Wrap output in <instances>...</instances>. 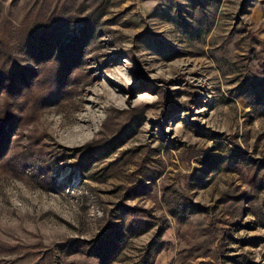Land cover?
I'll return each instance as SVG.
<instances>
[{"label": "rangeland", "instance_id": "1", "mask_svg": "<svg viewBox=\"0 0 264 264\" xmlns=\"http://www.w3.org/2000/svg\"><path fill=\"white\" fill-rule=\"evenodd\" d=\"M8 100L0 264H264V0H0Z\"/></svg>", "mask_w": 264, "mask_h": 264}, {"label": "trees", "instance_id": "2", "mask_svg": "<svg viewBox=\"0 0 264 264\" xmlns=\"http://www.w3.org/2000/svg\"><path fill=\"white\" fill-rule=\"evenodd\" d=\"M12 79H14L13 76L10 77V80H12ZM8 105H9V107H8L9 109L8 110L5 109L4 110L5 112L2 111V113H0V139L4 136V134H2V132L7 127V126L5 127V125H7L6 122L10 121V119H11L10 117H13V114L17 113L14 111L13 106H12L13 104L10 100H8ZM4 108H6V106Z\"/></svg>", "mask_w": 264, "mask_h": 264}]
</instances>
